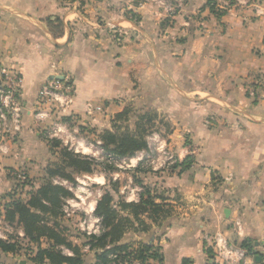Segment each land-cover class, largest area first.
I'll return each instance as SVG.
<instances>
[{
	"label": "crops",
	"instance_id": "1",
	"mask_svg": "<svg viewBox=\"0 0 264 264\" xmlns=\"http://www.w3.org/2000/svg\"><path fill=\"white\" fill-rule=\"evenodd\" d=\"M254 1L256 8L238 0L217 16L207 0H115L112 6L0 0V65L22 77L20 126L0 144V197L12 187L10 169L44 176L55 156L42 131L54 120L74 119L97 137L126 106L138 105L167 122L166 146L179 163L135 170L171 212L158 224L142 215L149 228L129 230L122 241L157 246L160 264L221 263L207 241L217 233L258 250L264 241V0ZM56 19L61 36L47 25ZM110 22L125 32L108 30ZM52 80L73 86L64 114L40 103L41 87ZM95 260L87 251L83 264ZM249 261L246 256L242 264Z\"/></svg>",
	"mask_w": 264,
	"mask_h": 264
},
{
	"label": "trees",
	"instance_id": "2",
	"mask_svg": "<svg viewBox=\"0 0 264 264\" xmlns=\"http://www.w3.org/2000/svg\"><path fill=\"white\" fill-rule=\"evenodd\" d=\"M207 4L217 16L223 14L214 11L210 0ZM47 25L55 36H61L63 33L60 19L47 20ZM127 111L128 109L125 108L116 114L115 120L125 116ZM156 117V111L149 109L137 116L135 129L130 130L125 126L121 131L113 120L112 129L104 130L97 136L103 151L108 155L112 154L113 157L122 158L145 150L147 140L143 135L144 129L142 132L136 129L142 124L154 128ZM48 142L55 160L45 167L42 183L36 188L32 187L25 198L10 196L3 207V220L10 225L19 226L22 231L21 238L35 251L31 261L34 264H83L86 252L93 251L96 259L93 264H112V262L131 264L135 260L140 261L141 264H150L151 261L160 264L162 257L157 246L149 242L122 241L124 234L129 230L142 232L149 228L150 224L141 218L142 215H146L152 223L158 224L159 220L171 212V208L165 203L155 202L158 195H153L150 188L138 179L136 182L142 187L138 201H126L120 197L116 200L113 195L117 192L115 182L109 181L110 188L103 190L94 208V214L101 220L100 233L84 235V241L80 244L73 243L69 239L61 222L63 217L61 207L63 200L72 197L73 193L65 186L55 184L53 178H62L75 185V175L92 174L100 163L92 157L62 146L59 139L51 138ZM177 165L178 163L174 167ZM240 245L249 253L252 251L253 244L250 241L243 240ZM85 246H88L87 250ZM62 247L69 253L64 252ZM0 250L4 253H15L18 246L9 237H0ZM207 252H211L209 247ZM110 255H114V259H110ZM186 263L187 261L183 260V264Z\"/></svg>",
	"mask_w": 264,
	"mask_h": 264
},
{
	"label": "rangeland",
	"instance_id": "3",
	"mask_svg": "<svg viewBox=\"0 0 264 264\" xmlns=\"http://www.w3.org/2000/svg\"><path fill=\"white\" fill-rule=\"evenodd\" d=\"M114 1L115 0H107L106 3L112 6L115 4ZM122 1L125 4L124 0ZM94 12L96 11L94 10ZM110 24L114 25L113 22H110ZM107 29L109 30V27ZM124 29L125 28L123 26L117 24L112 30L116 33H124ZM126 109H128V111L125 116L115 120L116 124L120 127L119 131L123 130L125 126H128L130 130L135 129L137 116L148 111V109H142L141 106L138 105H128L126 106ZM156 113L157 117L154 119V128L142 124L136 129L141 132L144 129L143 135L147 140L146 149H148L149 146L151 151L148 153H141L137 151L130 156H124L122 158L113 157L112 154L108 155L106 151L101 152L94 144V141L97 139L96 135L85 130V128H80L83 126L73 123L72 121H74V119L61 120L60 117L58 120H54L51 124L43 128L42 132L45 138L49 137V139H59L62 146L67 144L66 146L75 149L82 155L92 157L100 163V166L97 167L92 174L75 175L76 185H74L72 190L74 195L73 203H75V205L70 208V214L65 217L63 216L61 219V222L66 229L65 232L73 243L80 244L84 241V231L82 228L86 227L88 220L91 219V209L94 208L95 201L98 199L99 195L105 188H110L109 181H112L111 183H113V181L115 182L114 186L117 192L113 193L114 198L117 200L118 197H120L125 200L128 197L130 198L131 190L139 185V183L136 182V179H141L142 173L138 174L135 171L136 169H140V172H143L151 170V166H158L160 169L165 168V170H168L173 165L179 163V157L176 153L167 149L168 147L166 146V141L164 139L166 138L167 131H169V125L165 122V120H162L163 117H161V114L157 111ZM5 125H1V128H5V131L2 132V135L0 136V144L7 140L6 135H8L9 140H11L14 135L12 133H16V130L11 126L10 121H8ZM106 157L108 158L106 159ZM170 157H172L173 162L166 164L169 162ZM114 159H120L116 165ZM109 165H112V168ZM15 171L21 173L23 179L19 180L15 178ZM32 171L34 172L32 173ZM37 171L38 169L32 168L30 170L17 168L7 171L13 179V184L11 189L6 191L5 194L0 197V236H2V238L9 237L11 241H15L17 243L18 250L15 253H6L5 255L2 254L4 256L1 255L2 259L0 258V264H19V259L25 261L27 260V263L32 262L31 257L34 255L35 251L31 249V245L21 238L19 234V226L16 224H7L3 220L2 214L4 204L10 199V196H13L14 198H25L27 197V192L30 191L32 187H36L42 183L44 176H42V173H40L41 175L39 176ZM256 252V248H252V251L250 253L247 251V254L250 256L252 253ZM221 261L222 262L218 264L226 263L224 258H221Z\"/></svg>",
	"mask_w": 264,
	"mask_h": 264
},
{
	"label": "built area",
	"instance_id": "4",
	"mask_svg": "<svg viewBox=\"0 0 264 264\" xmlns=\"http://www.w3.org/2000/svg\"><path fill=\"white\" fill-rule=\"evenodd\" d=\"M210 1L211 4H213L214 6L215 12L225 13L226 11L231 10L233 6H235L238 0H210ZM250 3L251 4L253 3V5L256 8V1L250 0ZM108 27L112 30L115 28V25L113 24L111 25L110 23H108ZM21 82H22V77L19 72L12 69L4 68L0 65V136L2 135V132L5 131V128H1V125H5L8 121H10L11 126L16 131L19 129L20 114H21L20 103H19V92H20ZM73 97H74L73 86L71 83L67 81L52 80L46 82L41 87L39 92L40 103L48 104L49 111L52 112L54 111L56 113H61V114H64L66 111L70 109V105L73 101ZM43 113L44 111L38 112L39 115H43ZM94 142H95L94 144L102 152L103 149L101 147V141L97 138ZM64 145L66 146L67 144ZM67 147L69 149H72L69 146ZM0 150L4 151L5 147L0 146ZM72 150L74 152L80 153L75 149ZM141 151L143 152L144 150ZM119 160L114 159L115 165L119 162ZM171 162H173L172 157H170L169 162H167L166 164H169ZM172 167H174V165ZM14 175L16 176L15 178L19 180L23 179L21 173H18L17 171L14 172ZM53 182L55 184H60L65 186L71 192L74 187V185L71 182L62 178H53ZM140 191H142V187L140 185H137L136 188H133L131 190L130 198L128 197L125 200L138 201ZM101 194L99 195V197L101 196ZM73 196L63 200L61 210L64 217L70 214V208H72L75 205V203H73L74 202ZM97 200L95 201V205ZM94 208L91 209L92 212V215L90 216L91 219L88 220L86 227L82 228V230L84 231L83 235L85 236L98 235L102 228L100 218L94 214ZM19 234L20 236H22V231H20ZM0 237L2 238V236ZM207 241H210L211 243L210 246L213 247V249L215 250V254L221 258H224V260L226 261L225 264H242L246 256H248L246 248L229 242L220 233H217L213 237L208 238ZM84 248L85 250H87L88 246H85ZM62 249L64 252H68L67 249L63 247ZM109 257L110 259H114V255H110ZM249 258L250 261L247 264H264V241H262L258 246L257 252L252 253L249 256ZM151 263L157 264L155 263V261H151ZM112 264L115 263L112 262ZM131 264H141V262L135 260Z\"/></svg>",
	"mask_w": 264,
	"mask_h": 264
},
{
	"label": "water",
	"instance_id": "5",
	"mask_svg": "<svg viewBox=\"0 0 264 264\" xmlns=\"http://www.w3.org/2000/svg\"><path fill=\"white\" fill-rule=\"evenodd\" d=\"M56 79H62V77L60 76V77H55ZM20 264H24L23 263V261H21V263Z\"/></svg>",
	"mask_w": 264,
	"mask_h": 264
}]
</instances>
